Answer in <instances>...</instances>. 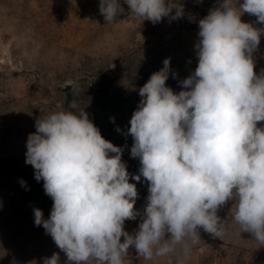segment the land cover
I'll use <instances>...</instances> for the list:
<instances>
[{
    "label": "clouds",
    "instance_id": "9594fccd",
    "mask_svg": "<svg viewBox=\"0 0 264 264\" xmlns=\"http://www.w3.org/2000/svg\"><path fill=\"white\" fill-rule=\"evenodd\" d=\"M123 5L127 15L153 24L185 11L182 0H99L105 24L125 14ZM245 13L264 25V0H218L199 20L198 64L179 81L181 91L167 86L170 73L176 77L170 58L139 88L127 129L139 174L128 172L123 149L102 136L84 109L36 120L25 163L53 206L48 219L34 208V223L65 254V264H132L130 249L153 259L177 246L184 255L176 264H185L201 229L213 238L225 234L219 211L229 203L235 224L264 247V69L254 71L264 27L242 21ZM141 177L149 185L142 212L130 182ZM138 217L137 230L126 231V221ZM43 264H61L60 254Z\"/></svg>",
    "mask_w": 264,
    "mask_h": 264
},
{
    "label": "rangeland",
    "instance_id": "374dc122",
    "mask_svg": "<svg viewBox=\"0 0 264 264\" xmlns=\"http://www.w3.org/2000/svg\"><path fill=\"white\" fill-rule=\"evenodd\" d=\"M217 2L182 0V18L165 17L156 24L127 15L123 5L125 14L105 24L99 0H0V264H43L54 252L61 264L66 261L43 226L34 223V208L48 219L53 206L43 180L37 182L33 167L25 163L27 138L36 131V120L84 109L102 136L123 149L128 172L139 174V159L130 155L133 138L127 134L141 100L139 88L170 58L176 77L170 73L167 86L182 90L179 81L198 64L199 20ZM254 60L259 74L264 69V35ZM68 84L71 97L66 104ZM130 182L138 191L135 208L142 212L148 182L143 177ZM230 208L231 203L219 211L225 234L213 238L201 229L185 264H264V247L235 224ZM139 222V217L126 221L125 230L133 233ZM183 255L182 246L153 259L129 250L132 264H176Z\"/></svg>",
    "mask_w": 264,
    "mask_h": 264
},
{
    "label": "built area",
    "instance_id": "2783aa9c",
    "mask_svg": "<svg viewBox=\"0 0 264 264\" xmlns=\"http://www.w3.org/2000/svg\"><path fill=\"white\" fill-rule=\"evenodd\" d=\"M241 2H242V0H241ZM243 17H244V21L245 22L251 23V24H253L256 27H264V25H260V24L256 23V17L255 16H252V15H249V14L245 13L243 15Z\"/></svg>",
    "mask_w": 264,
    "mask_h": 264
},
{
    "label": "water",
    "instance_id": "95a60500",
    "mask_svg": "<svg viewBox=\"0 0 264 264\" xmlns=\"http://www.w3.org/2000/svg\"><path fill=\"white\" fill-rule=\"evenodd\" d=\"M70 90H71V85L70 84L66 85V87L64 88V92L66 93V97H67L66 98V104L69 102L70 97H71Z\"/></svg>",
    "mask_w": 264,
    "mask_h": 264
}]
</instances>
